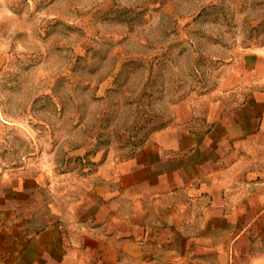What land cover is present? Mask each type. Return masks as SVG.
<instances>
[{"label":"rangeland","instance_id":"1","mask_svg":"<svg viewBox=\"0 0 264 264\" xmlns=\"http://www.w3.org/2000/svg\"><path fill=\"white\" fill-rule=\"evenodd\" d=\"M262 80L264 0H0V199L37 211L36 180L58 196Z\"/></svg>","mask_w":264,"mask_h":264},{"label":"crops","instance_id":"2","mask_svg":"<svg viewBox=\"0 0 264 264\" xmlns=\"http://www.w3.org/2000/svg\"><path fill=\"white\" fill-rule=\"evenodd\" d=\"M63 178L0 199V264H264V80Z\"/></svg>","mask_w":264,"mask_h":264}]
</instances>
